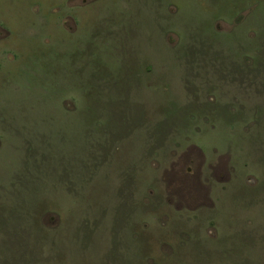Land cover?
<instances>
[{"label":"rangeland","instance_id":"rangeland-1","mask_svg":"<svg viewBox=\"0 0 264 264\" xmlns=\"http://www.w3.org/2000/svg\"><path fill=\"white\" fill-rule=\"evenodd\" d=\"M0 264H264V0H0Z\"/></svg>","mask_w":264,"mask_h":264}]
</instances>
